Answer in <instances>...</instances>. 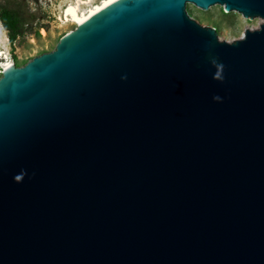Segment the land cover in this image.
Here are the masks:
<instances>
[{
	"label": "water",
	"instance_id": "95a60500",
	"mask_svg": "<svg viewBox=\"0 0 264 264\" xmlns=\"http://www.w3.org/2000/svg\"><path fill=\"white\" fill-rule=\"evenodd\" d=\"M0 264H264V0H116L2 74Z\"/></svg>",
	"mask_w": 264,
	"mask_h": 264
},
{
	"label": "rangeland",
	"instance_id": "374dc122",
	"mask_svg": "<svg viewBox=\"0 0 264 264\" xmlns=\"http://www.w3.org/2000/svg\"><path fill=\"white\" fill-rule=\"evenodd\" d=\"M76 1L0 0V3L6 2L10 7L18 8L28 20L25 32L13 44H10L6 31L0 25V50L5 54L4 57L12 60L16 67H21L32 58L53 51L66 33L77 28L75 24L65 22L63 12L70 3ZM82 1L98 4L102 0ZM81 7L86 9L88 6ZM186 13L199 25L215 29L218 39L225 42L239 39L244 29H256L259 21V18H243L235 12H226L216 5L207 11H197L187 4ZM2 60L3 57L0 63ZM0 74L1 78L2 70Z\"/></svg>",
	"mask_w": 264,
	"mask_h": 264
},
{
	"label": "bare ground",
	"instance_id": "6f19581e",
	"mask_svg": "<svg viewBox=\"0 0 264 264\" xmlns=\"http://www.w3.org/2000/svg\"><path fill=\"white\" fill-rule=\"evenodd\" d=\"M116 0H102L98 4H91V2H83L82 0H77L76 2L70 3L64 12L65 22H71L75 24L76 27L80 26L86 20L91 18L93 15L115 2ZM82 5H87L86 9H82ZM5 54L0 50V58L3 57V62L0 63L1 70L3 74L7 72L10 68L15 67L12 60L4 57Z\"/></svg>",
	"mask_w": 264,
	"mask_h": 264
},
{
	"label": "trees",
	"instance_id": "16d2710c",
	"mask_svg": "<svg viewBox=\"0 0 264 264\" xmlns=\"http://www.w3.org/2000/svg\"><path fill=\"white\" fill-rule=\"evenodd\" d=\"M0 25L6 31L10 44H13L25 32L28 20L18 8L10 7L3 2L0 3Z\"/></svg>",
	"mask_w": 264,
	"mask_h": 264
},
{
	"label": "clouds",
	"instance_id": "9594fccd",
	"mask_svg": "<svg viewBox=\"0 0 264 264\" xmlns=\"http://www.w3.org/2000/svg\"><path fill=\"white\" fill-rule=\"evenodd\" d=\"M215 100H220L221 98L219 96L214 97Z\"/></svg>",
	"mask_w": 264,
	"mask_h": 264
},
{
	"label": "built area",
	"instance_id": "2783aa9c",
	"mask_svg": "<svg viewBox=\"0 0 264 264\" xmlns=\"http://www.w3.org/2000/svg\"><path fill=\"white\" fill-rule=\"evenodd\" d=\"M0 72H1V69H0ZM1 75V74H0Z\"/></svg>",
	"mask_w": 264,
	"mask_h": 264
}]
</instances>
